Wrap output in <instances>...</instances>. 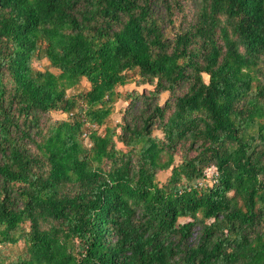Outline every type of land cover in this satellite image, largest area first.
<instances>
[{
  "label": "trees",
  "instance_id": "1",
  "mask_svg": "<svg viewBox=\"0 0 264 264\" xmlns=\"http://www.w3.org/2000/svg\"><path fill=\"white\" fill-rule=\"evenodd\" d=\"M188 1L0 0V264H264V0Z\"/></svg>",
  "mask_w": 264,
  "mask_h": 264
},
{
  "label": "rangeland",
  "instance_id": "2",
  "mask_svg": "<svg viewBox=\"0 0 264 264\" xmlns=\"http://www.w3.org/2000/svg\"><path fill=\"white\" fill-rule=\"evenodd\" d=\"M186 5H187V8H186L187 16H188L189 19H192V17L194 16V14L196 12L197 1L196 0H189ZM33 67L38 69V70H45L46 69V70H49V71H51L53 73H57L56 70H54L53 68H51L49 66L48 61L45 60V59H42L41 61H38V62L37 61L34 62L33 63ZM88 88H89V84L85 80H82L80 85L75 90L68 91V94H73V93H77V92H83V91L88 90ZM143 89H150V87H148V86L135 87L134 84H130V85L126 86V87L118 88V91L122 95H125L129 91H133V90L136 91L137 90V91L141 92V91H143ZM164 98H165V96H163V100H164ZM127 104H128V101H124V102L123 101H118L117 102V104L114 107V111L115 112L113 113L111 120L108 121V123H107L108 125H114L116 123V121L119 119V115L117 114L118 109H120V108L122 109V108L126 107ZM51 116L54 119H56V118L65 119L66 118L65 115H61V114L60 115L52 114ZM103 129H104V127L98 129V131L100 133H102ZM167 176H168V172H164V173H160L158 178H159V180L161 182H163ZM187 221H189V219H183V218L179 219L180 223H185ZM197 233H198V226H196L194 228L193 237ZM21 248H22V246L20 244L17 245V246H8V248H6L4 250V253H5V255H11L13 257V255L15 253H19Z\"/></svg>",
  "mask_w": 264,
  "mask_h": 264
},
{
  "label": "built area",
  "instance_id": "3",
  "mask_svg": "<svg viewBox=\"0 0 264 264\" xmlns=\"http://www.w3.org/2000/svg\"><path fill=\"white\" fill-rule=\"evenodd\" d=\"M84 137H85V139H86V134L84 135ZM86 143H87L88 145H90L89 142L87 141V139H86ZM214 172H215V169H214V168H210V169H208V170L206 171V175H207V176H213V175H214Z\"/></svg>",
  "mask_w": 264,
  "mask_h": 264
}]
</instances>
